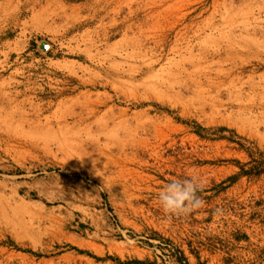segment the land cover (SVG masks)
<instances>
[{"label": "rangeland", "instance_id": "374dc122", "mask_svg": "<svg viewBox=\"0 0 264 264\" xmlns=\"http://www.w3.org/2000/svg\"><path fill=\"white\" fill-rule=\"evenodd\" d=\"M0 264H264V0H0Z\"/></svg>", "mask_w": 264, "mask_h": 264}, {"label": "clouds", "instance_id": "9594fccd", "mask_svg": "<svg viewBox=\"0 0 264 264\" xmlns=\"http://www.w3.org/2000/svg\"><path fill=\"white\" fill-rule=\"evenodd\" d=\"M203 189L204 183L198 176L174 179L159 191L160 207L169 218L192 214L204 206V201L198 195Z\"/></svg>", "mask_w": 264, "mask_h": 264}, {"label": "trees", "instance_id": "16d2710c", "mask_svg": "<svg viewBox=\"0 0 264 264\" xmlns=\"http://www.w3.org/2000/svg\"><path fill=\"white\" fill-rule=\"evenodd\" d=\"M70 1H80V0H70ZM223 131V130H222ZM262 172H259L257 175H260ZM248 175H251V173L250 174H248Z\"/></svg>", "mask_w": 264, "mask_h": 264}]
</instances>
